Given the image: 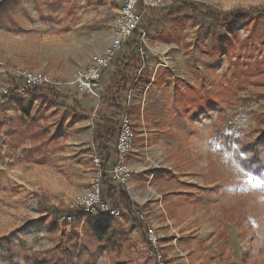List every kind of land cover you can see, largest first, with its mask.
<instances>
[{"label":"rangeland","instance_id":"obj_1","mask_svg":"<svg viewBox=\"0 0 264 264\" xmlns=\"http://www.w3.org/2000/svg\"><path fill=\"white\" fill-rule=\"evenodd\" d=\"M123 1L0 0V82L12 90L0 103V264H158L125 213L63 220L93 175L78 141L92 129L95 141L96 100L75 74L110 42ZM167 1L140 18L147 56L124 106L142 169L125 189L161 264H264V179L224 141L243 134L264 153V0ZM20 67L48 75L57 94L18 92ZM76 97L91 98L85 112L66 105Z\"/></svg>","mask_w":264,"mask_h":264},{"label":"built area","instance_id":"obj_2","mask_svg":"<svg viewBox=\"0 0 264 264\" xmlns=\"http://www.w3.org/2000/svg\"><path fill=\"white\" fill-rule=\"evenodd\" d=\"M169 2L167 0H124L118 10V16L112 26L110 42L103 51L93 54L89 61L79 67L76 71L74 83L80 91L91 95L96 104L91 115V122L97 117V109L101 99L104 86V74L120 56L123 46L128 42L135 30H138L141 16L150 8L163 7ZM146 33L140 30L135 51L138 57L145 61L147 56ZM16 76L21 82L18 84V92L26 91L34 87H52L54 81L46 74L24 67L17 68ZM133 88L125 96V100L131 97ZM10 90L0 82V103H4L9 97ZM115 119L117 120V131L114 141V152L110 158L107 168H104L96 150L91 155L93 164V175L90 179L89 188L82 194L76 196L69 204L70 212L63 216V220L69 223L74 221L76 216L102 214L109 218L122 216V209L113 200L103 197V174H108V185L118 192L121 187H126L129 180L137 171L128 162L129 154L134 146L135 129L127 107L119 111ZM132 217L143 228L144 235L151 246V250L156 253L158 264H161V255L157 251V234L151 228L147 214L139 206H130Z\"/></svg>","mask_w":264,"mask_h":264},{"label":"trees","instance_id":"obj_3","mask_svg":"<svg viewBox=\"0 0 264 264\" xmlns=\"http://www.w3.org/2000/svg\"><path fill=\"white\" fill-rule=\"evenodd\" d=\"M171 6H173V8L178 6V8L175 9L179 10L186 5L182 4L181 0H173ZM139 35L140 32L135 30L132 38L124 44L123 56L115 61V68L112 74L114 83L110 86H106L105 91L101 95L98 110H100V107L103 105L106 111H114V113L117 114L124 107L122 104L123 97L125 98L128 91L133 88L135 81L140 76L139 72L143 65L142 60L135 51V45L138 42ZM31 90L40 94H42V90H47L46 92L48 95L51 94V97L57 94L53 89H45L44 87H34ZM11 91L12 90H10V92ZM77 98L78 97L75 99ZM66 105L78 112L82 111L77 100H72L70 104ZM116 130L117 120L115 118L100 115L94 121L96 153L100 157L104 168H107L110 162V143L115 139ZM224 141L230 142L229 144H225V147L232 153L234 160L244 171L261 176L264 179V153L256 139L252 140L246 135L239 134L237 136H226ZM103 182L110 193L114 192V189L108 185V174L106 173L103 174ZM115 194V201L120 205L123 213L133 218L130 211L132 201L126 189L121 187ZM37 264L44 263L38 261Z\"/></svg>","mask_w":264,"mask_h":264},{"label":"crops","instance_id":"obj_4","mask_svg":"<svg viewBox=\"0 0 264 264\" xmlns=\"http://www.w3.org/2000/svg\"><path fill=\"white\" fill-rule=\"evenodd\" d=\"M123 54H124V52H121V54H120V56L117 58V59H120L122 56H123ZM114 68H115V62L111 65V67L105 72V74H104V91H105V89H106V86H110V85H112L114 82H113V76H112V74H113V71H114ZM143 69V68H142ZM105 76H107V77H105ZM136 88V85H135V87H133V89H135ZM146 90L148 91V90H152V91H156V92H161V90H155V88H157V86H155V85H150V84H147V86H146ZM91 99V98H90ZM88 97H79V99L77 98L76 100H77V102H78V104L80 105V107H81V109H82V112H85V111H83V110H85L86 109V103H88L89 101H91ZM125 98L123 97V102H122V104L124 105L125 103H124V100ZM150 100L149 99H147L146 98V95H145V93L143 94V96H142V98H141V100H140V102H142V104L143 105H147L148 104V102H149ZM93 105H94V103H93ZM91 109H93V106L91 107ZM104 112H103V111ZM81 112V113H82ZM98 112H99V114H97V117L98 116H100V115H105V116H108V117H111V118H115V116H116V113H114V111L112 112V111H110V110H105V107L102 105L101 107H100V110H98ZM97 112V113H98ZM103 112V113H102ZM94 123V122H93ZM94 125V124H93ZM79 136H80V138H79V141H78V145H79V147H80V149L82 148V149H85V150H89V152L91 153V150H92V153L94 152V150H96V146H95V144H94V142H93V129H92V131L90 132V134L89 135H86V136H83V133H79ZM114 141H115V139L114 140H112L111 141V143H110V153H109V155H110V158L112 157V155H113V152H114V149H113V147H114ZM149 147V146H148ZM148 147H146V150L148 151ZM150 150L152 149L153 151L155 150L159 155L160 154H163V152H162V150H161V148L159 147V146H156V145H154V144H152V145H150ZM149 152V151H148ZM147 152V153H148ZM91 153V154H92ZM142 153V150H139V154H141ZM143 154V153H142ZM142 154H141V156H138V157H141V158H143V156H142ZM132 157L131 158H129V160H128V162H129V165L133 168V169H135L137 172H139L142 168L141 167H139V166H137L138 164H139V162H137V156L134 158V156H133V154L131 155ZM153 156V155H152ZM150 157V155H146V158L148 159ZM158 160H160V161H162L161 160V157L159 156V158H158ZM143 167H146V166H143ZM154 173V172H153ZM135 175V174H134ZM133 175V176H134ZM133 178V177H132ZM131 180V179H130ZM130 186H132V188L135 190L136 189V186H135V184H134V182H133V180H131V185ZM103 189H104V191L105 190H107L108 191V189H107V187H106V185L105 184H103ZM127 193H128V195H129V197H130V199H131V201L134 203V201L132 200V196H131V194H129V192L127 191ZM137 203H140V202H137Z\"/></svg>","mask_w":264,"mask_h":264}]
</instances>
